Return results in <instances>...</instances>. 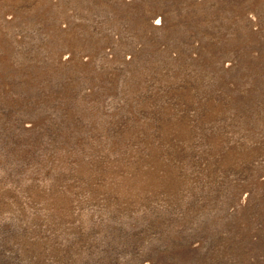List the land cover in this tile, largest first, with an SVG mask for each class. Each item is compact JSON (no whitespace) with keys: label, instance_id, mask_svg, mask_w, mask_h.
<instances>
[{"label":"rangeland","instance_id":"obj_1","mask_svg":"<svg viewBox=\"0 0 264 264\" xmlns=\"http://www.w3.org/2000/svg\"><path fill=\"white\" fill-rule=\"evenodd\" d=\"M0 264H264V0H0Z\"/></svg>","mask_w":264,"mask_h":264}]
</instances>
